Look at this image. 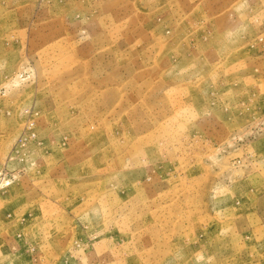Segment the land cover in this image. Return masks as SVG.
I'll list each match as a JSON object with an SVG mask.
<instances>
[{
    "label": "rangeland",
    "instance_id": "obj_1",
    "mask_svg": "<svg viewBox=\"0 0 264 264\" xmlns=\"http://www.w3.org/2000/svg\"><path fill=\"white\" fill-rule=\"evenodd\" d=\"M0 264H264V0H0Z\"/></svg>",
    "mask_w": 264,
    "mask_h": 264
}]
</instances>
